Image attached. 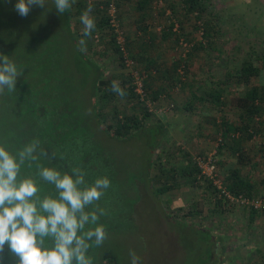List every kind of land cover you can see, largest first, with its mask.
<instances>
[{
  "label": "rangeland",
  "instance_id": "374dc122",
  "mask_svg": "<svg viewBox=\"0 0 264 264\" xmlns=\"http://www.w3.org/2000/svg\"><path fill=\"white\" fill-rule=\"evenodd\" d=\"M132 1L124 3L125 7H117V17L127 35V54L140 73L155 67L169 71L173 62H179L187 49L192 52V46L202 40V32L194 28L208 21L217 25L218 33L211 39L217 52L210 53L206 48L193 53L183 76L185 86L178 91L177 88L170 90L169 98L161 96L154 99L160 111L145 119V132L121 142L109 140L104 133L93 130V120L86 126L80 125L84 128L82 135L87 140L83 149L90 152L89 163L93 166L82 170L84 178L91 180L90 186L100 177L110 180V187L101 199L88 209L93 211L99 207L104 210L105 214L100 216L98 224H102L107 233V239L100 247L89 242L88 253L92 264H97L103 258V253L107 252L113 255L117 264H131L129 250L140 257V264H207L209 253L213 255L208 264H264V218L257 217L250 223V211L241 205L225 211L216 209L213 187H209V181L199 177L193 186L185 185L186 176L179 171L186 166V155L194 163L198 157L213 155L216 163H225L226 167L237 164L236 156L229 152L218 156L216 147L219 125L223 120L237 123L238 110L230 106L215 108L207 104L209 111H206V104L200 102H194L191 110H185L184 104L194 90L200 95L218 80L229 82L226 88L231 90L229 93L233 97L243 94L247 84L239 85L230 80L236 78L235 74L251 51L264 53V0H211V7L200 22L194 17L189 18L181 32L172 31L175 36L168 38L166 44L162 43L164 48L152 51L156 55L155 65H147L136 58L132 54L135 52L134 46L128 43L129 23L132 16L137 15L133 12ZM16 3L17 0H0V54L8 56L21 72L15 90L4 91L10 95L9 106L14 107L15 94L24 96L27 102L24 106L27 109L35 107L40 111L42 120L47 121L46 106L54 103L62 105L67 99V103H72V113L77 115L79 103H76L82 94L86 98L82 106H89L85 103L94 76L80 53L92 59V45L85 52L78 50L79 39L75 36V22L69 14L70 9L59 14L54 0H45V8L32 6L27 17H21L14 10ZM164 10L161 15L160 12ZM152 11L151 22L161 31L167 32L171 23L179 27V10L171 15L165 0H154ZM122 13L125 14L124 20H121ZM129 34L133 42V33ZM177 35H180L179 43L186 42L187 47L183 48L179 43L176 47ZM111 57L113 66L106 70V75H129L125 67L119 66L120 61L114 51ZM156 75L157 71L153 78H147L150 79L147 83L150 99L153 98L152 92L163 94L164 80L160 74ZM251 83L260 87L264 83V71L261 76L252 78ZM3 93H0V143L4 141L5 134L10 143L15 144L21 138L31 141L34 139L33 121H26V126H22L24 130L20 128L19 116L21 112H26L25 109L16 107L12 123L8 124L7 131L4 130V124H1L5 108L2 104ZM171 105L173 107L167 110ZM119 107L130 113V108L135 104L122 101ZM65 121L69 122L68 119ZM257 121L263 123V131L241 144L245 156L241 164L243 175L259 181L264 172V113ZM59 124L71 127L62 120ZM66 125L67 135L71 130ZM63 135L58 138L63 139ZM69 157L76 158L74 154ZM158 160L166 170L175 171L174 178L167 181L160 175L157 171ZM216 168L218 178L223 181L222 170L218 165ZM167 183L170 190L161 196L153 193ZM261 195L264 196V190L257 195V199ZM95 226L90 224L87 227ZM0 256L3 257L0 264H14L16 261L7 247ZM103 261L108 264L106 259Z\"/></svg>",
  "mask_w": 264,
  "mask_h": 264
},
{
  "label": "trees",
  "instance_id": "16d2710c",
  "mask_svg": "<svg viewBox=\"0 0 264 264\" xmlns=\"http://www.w3.org/2000/svg\"><path fill=\"white\" fill-rule=\"evenodd\" d=\"M129 1V0H124ZM121 0H116V6L119 7ZM166 6L170 10L171 15L175 14L176 10H179L181 18L178 19L179 27L178 32H181L183 29V25L189 18L194 17V19L199 20L202 16L207 12V10L211 7V0H165ZM137 8L139 11H152V6L154 5V0H138ZM165 12L161 11L160 14L163 15ZM179 16V17H180ZM173 23L168 26L167 32H164L162 35V41L167 42L168 38H170L174 33L172 32ZM199 30L202 32V40L195 45H193L192 52L190 49L187 50L185 57H181L179 62H173L172 67L169 71H162L155 67V69L147 71L148 78L155 75L157 71V75L160 74L162 77L164 87L161 89L163 94L152 92V100H156L163 96L165 99L170 97V90L177 88L176 91L185 86L183 76L186 75L187 64L189 58L193 55L195 51L205 50L209 48L210 53L217 52L215 49V44L211 40L212 37L218 33L217 25L214 22L208 21L205 24L199 25V27H195L194 30ZM127 36V35H125ZM180 35H177L175 38V43L178 47ZM111 45L114 53L117 55L118 60L120 61L119 66L122 67L121 61V53H119L118 49L115 46L114 40L111 37ZM191 48V46L189 47ZM207 51V50H206ZM208 51V52H209ZM182 56V55H181ZM154 64V62H151ZM122 65V66H121ZM183 73H180L178 69L181 67ZM124 67V66H123ZM91 68V69H90ZM89 70H92V65ZM154 74H151V72ZM264 71V53L257 54L256 52H250L249 56L242 62L241 68L235 74L236 78L234 80H230V82L241 84H247L243 94H238V96L233 97L230 91L227 90L228 81L218 80L216 83H212L207 91L197 94L194 90L190 93L189 99L184 104L185 110H191V105L194 102H200L202 104H206V111H209V104L211 107H221V106H230L238 110V122L230 123L229 121L223 120L221 125H219V134H218V143L216 147V153L220 156L224 152H229L232 156H236L237 164L234 167H226L225 163H216L219 166V169L222 170L221 174L223 176V185L227 189V191L234 196H241L247 199L257 198V195L264 190V172L259 181L252 180L242 174V162L244 161L245 156L241 151V144L247 139L251 140L255 135L261 133L263 123H259L257 119L264 113V83L261 84L260 87L251 83L252 78H257L263 74ZM156 75V76H157ZM150 77V79H151ZM144 82L145 88L148 91V81ZM112 81H118L120 87L126 92V95L121 98L116 93L110 91ZM129 75L125 77L121 76H107L103 74V71L100 69L96 70V79L93 80V83L90 86V93L87 102L85 103L86 107L82 106L83 100L86 98L82 94L76 105L79 103L78 114L74 115L72 113V103L70 101L67 103V99H65L62 105H57L54 103L50 105V107L46 106L47 121L40 117V111L35 107L31 106L27 109L24 106L26 102L24 96H18L15 94L14 97V107H10L9 102V94L6 92L3 93L4 98H2V104L4 105V114L3 119H1V124H4V130L7 131V127L9 123H12V118L14 119V110L21 109L26 112H21L19 119L21 121V129L24 130L26 126V121L29 122L30 119L33 121V135L34 139L31 141L18 139V141L14 143L8 142V135L5 134L4 141H1L0 146L4 147L11 155L16 156L18 158V153L23 149L25 145L38 142L39 147L37 148V152L35 155L38 157L36 160H26L23 165H21V170L19 174V178H32L37 181V187L39 189L38 195L43 198L47 195L48 192H51L49 196L53 198L57 197V193L55 191L54 185L48 184L44 182L38 175V171L41 167H50L55 168L60 171L61 174H69L71 175L72 170L75 168H79L81 170L92 168L90 166V152L88 149H83L86 146V139L82 135V130H84L83 126L87 125L89 121L92 120L95 122L93 130L97 131V133H104L109 140H116L123 142L134 134L142 133L145 130L144 121L149 118L151 115L146 112L143 105L138 101L137 96L134 93V87L132 86V81ZM37 82V81H35ZM39 84V83H37ZM231 84V83H230ZM229 94L230 98H228ZM12 97V95H11ZM163 98V99H164ZM226 98V101H225ZM52 98L51 100H53ZM122 101L127 102V104H135V107H131L132 110L130 113L119 107V104ZM135 102V103H134ZM27 103V102H26ZM18 105V106H17ZM60 106V107H59ZM49 108H53L49 110ZM136 110H138L136 112ZM205 111L204 115L207 114ZM66 119L69 122L65 121ZM63 121L69 124L71 127H68L71 130L70 134L66 135L65 125L61 126L59 124L60 121ZM35 123V124H34ZM28 125V124H27ZM31 125V123L29 124ZM24 126V127H22ZM7 128V129H6ZM68 130V131H69ZM74 130L75 132H73ZM65 134L63 135V133ZM145 132V131H144ZM84 134V133H83ZM63 135V139H59V136ZM26 137V136H25ZM26 139V138H25ZM84 144L83 146H81ZM41 150L47 152V156L40 155ZM105 152V150H104ZM264 152V149H263ZM53 153L55 154L53 156ZM71 154L75 155V159L73 160L69 156ZM203 158V157H202ZM186 166L183 167L180 171L182 176L188 177V180L191 183H196L198 181L197 178L203 176L200 175V170L197 165L192 161L189 155L185 156ZM175 170V169H174ZM157 171L160 172L161 176H164L167 181L171 178H174L175 171H168L166 168L162 167V163L158 160ZM205 179V178H204ZM85 184L81 185V187L90 186L91 180L85 177ZM207 180V179H206ZM209 181V180H207ZM168 183L165 184L161 189L154 191L153 193L157 196H161L165 191L170 190ZM213 187L211 182L209 181V187ZM213 197L215 208H220V211H225L226 209H230L227 204L222 200L218 199L216 195V191L213 188ZM262 196V195H261ZM259 200L262 201L264 205V196L259 197ZM250 211L249 222L252 223L255 218L263 217L264 218V207L260 209H255L253 207L245 206ZM86 228H88L86 226ZM90 242V241H89ZM88 242V243H89ZM46 246L50 245V241L46 240ZM92 245V243H91ZM90 255V253H87ZM212 253L208 255V263H210L212 258ZM103 259L107 260L108 264H117L111 253H103V258L98 260L97 264H106ZM16 264V261L15 263Z\"/></svg>",
  "mask_w": 264,
  "mask_h": 264
},
{
  "label": "clouds",
  "instance_id": "9594fccd",
  "mask_svg": "<svg viewBox=\"0 0 264 264\" xmlns=\"http://www.w3.org/2000/svg\"><path fill=\"white\" fill-rule=\"evenodd\" d=\"M75 0H54L59 14L68 11ZM32 6L45 8V0H17L14 10L27 17ZM91 4L82 12L80 22L82 35L91 36L96 29L95 18L91 15ZM78 50L85 52L86 42L79 41ZM21 75L15 63L6 55L0 54V93L6 89L15 90L17 78ZM110 91L123 98L126 92L118 81H112ZM38 142L25 145L18 158L0 146V253L8 251L16 264H92L87 253L91 241L100 247L107 239L102 224H98L104 210L99 207L89 211L110 187L107 177L95 179L91 186L85 184V173L75 168L72 175L61 174L55 168L41 167L39 177L54 185L56 198L38 193L37 181L32 178H19L21 165L26 160H36ZM40 155L47 156L41 150ZM55 154L53 153V156ZM94 228H86L88 225ZM46 240L50 245L46 246ZM131 264H140V257L129 250ZM3 257L0 256V261Z\"/></svg>",
  "mask_w": 264,
  "mask_h": 264
},
{
  "label": "crops",
  "instance_id": "0c3cea01",
  "mask_svg": "<svg viewBox=\"0 0 264 264\" xmlns=\"http://www.w3.org/2000/svg\"><path fill=\"white\" fill-rule=\"evenodd\" d=\"M130 1L131 0L126 2L124 0H121L119 8L125 7L123 4ZM137 2L138 0L132 1V4H134L133 12L137 15H134L135 17L132 16V22L129 23L130 25L128 28L129 33H133L132 35L135 39L132 42L131 39H129L130 34L127 33L129 41L128 43H130V45L132 43V45L134 46L135 54H132L135 55L136 58L142 59V61H144V63H146L147 65H155L156 55L153 54L154 52L152 51L164 48L163 44L166 43L162 41V38H160V35L162 36L164 31H161L160 27L153 26V23L151 22V20H153V11H139L137 8ZM89 4L93 6L91 15L95 18L96 29L92 32L91 36L84 37L82 35L83 25L81 24L79 18ZM107 5L108 0H75V2L72 4V7L70 8L69 13L74 18L76 30L75 36L78 37V41H80L81 39L85 40L86 49H90L92 45V59H90L87 54H80L83 56L86 66L90 68L92 65V74L94 75L93 80L96 79L97 69L102 70L103 74L106 75V70L110 69L113 66L112 62L110 61L112 60L111 52L113 51V48L111 45V33L107 24ZM120 16L121 20H124L123 16H125V14L122 13ZM148 17L149 19H147ZM174 29L175 28L173 26L172 31L175 33L176 31H174ZM151 62H154V64H151ZM186 178L187 177H184L185 185L188 184L190 186H193L195 184L191 183Z\"/></svg>",
  "mask_w": 264,
  "mask_h": 264
},
{
  "label": "built area",
  "instance_id": "2783aa9c",
  "mask_svg": "<svg viewBox=\"0 0 264 264\" xmlns=\"http://www.w3.org/2000/svg\"><path fill=\"white\" fill-rule=\"evenodd\" d=\"M107 24L111 33V37L114 40L115 46L118 49L119 53H121V61L123 66L128 70V74L132 80V86L134 87V93L137 96L138 101L143 105L146 112L150 115L157 113L160 111L156 108L155 101L150 99L148 91L145 88V80L148 78L147 73L139 72L134 61L128 56L126 51V40L125 33L120 26L118 17H117V6L116 0H108L107 5ZM174 31L177 32L178 26H174ZM97 39V38H96ZM181 47H187V43H183L181 41L179 43ZM188 50V49H187ZM184 53L182 57H185ZM181 67L178 69L180 73H183ZM151 74H154L152 71ZM173 106H169L167 110L171 109ZM195 164L200 170V175L205 179L209 180L216 191V195L218 199H222L229 208L237 205L241 206H249L255 209H260L264 207L261 200L254 198L252 200L241 197L234 196L230 194L227 189L224 187L223 182L218 178L217 168H216V160L213 155H208L206 157H198L195 159Z\"/></svg>",
  "mask_w": 264,
  "mask_h": 264
}]
</instances>
